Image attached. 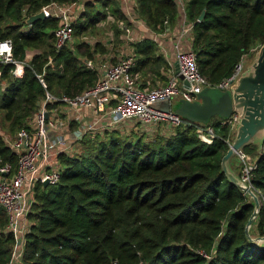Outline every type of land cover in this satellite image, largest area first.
I'll return each instance as SVG.
<instances>
[{"label":"trees","instance_id":"16d2710c","mask_svg":"<svg viewBox=\"0 0 264 264\" xmlns=\"http://www.w3.org/2000/svg\"><path fill=\"white\" fill-rule=\"evenodd\" d=\"M74 1L0 0V39L11 40L14 58L23 60L28 47L43 49L31 57L20 78L11 75V64H0V111L12 129L28 128L46 92L74 96L98 78L97 70L69 48L53 50L55 18L25 22L50 2ZM100 2L103 7L114 2L115 19L124 18L115 0ZM183 4L193 23L197 67L210 84L227 78L242 55L264 42V0ZM91 7L90 1L85 3L80 18L86 21L74 23L73 30L84 31L100 19L101 12H88ZM202 10L204 18L198 22ZM136 13L152 32L173 26L178 17L174 0H136ZM5 21L9 24L2 27ZM132 45L135 71L167 67L150 39ZM90 48L82 51L85 59H92ZM92 49L104 52L98 43ZM48 57L53 65L47 64ZM41 73L45 88L36 76ZM213 118L207 123L215 135L210 144L199 140L194 125L153 138L134 131L122 135L113 128L101 138L81 137L79 152L58 153V181L34 187L20 264H264V242L255 245L244 235L253 203L221 171L231 125ZM242 151L255 160L250 184L259 192L261 206L252 228L263 235L264 142L260 151L254 145ZM0 159L11 167L17 162L1 136ZM6 225L0 206V264H8L15 243Z\"/></svg>","mask_w":264,"mask_h":264},{"label":"built area","instance_id":"2783aa9c","mask_svg":"<svg viewBox=\"0 0 264 264\" xmlns=\"http://www.w3.org/2000/svg\"><path fill=\"white\" fill-rule=\"evenodd\" d=\"M88 1L92 0L50 2L41 7L39 12L43 13L44 18L52 17L57 20L52 37V48L55 52L67 47L75 53L73 24L77 14L83 12ZM174 2L179 17L176 20L178 26L173 34L174 41L170 49L162 40L166 31L152 32L144 20L137 15L136 0H120L124 18L115 19L118 29L129 41L132 40V24L129 22L139 20L143 28L148 31L150 35L146 38L156 44L159 54L168 62L163 85L148 88L146 83L139 81V72L134 70L136 58L134 53H131L133 51L119 53L113 57V61L95 65L92 59H86L84 64L94 67L98 73L93 85L74 96L53 95L46 92L39 101L28 128L19 129L14 139L6 143L17 156L14 167L0 159V206L7 216L5 231L13 236L15 242L8 264H20L24 235L30 224L27 215L31 209L35 185L46 181L56 183L60 172L58 153H72L71 147L65 143V138L61 134L64 124L58 115L61 109L70 120L80 123V128L84 130L83 134L99 128L100 130L119 129L122 124L135 121L141 126V130L135 127V131L139 132L137 131L139 129L140 133H145L147 137L152 135L150 131L156 132L162 124L169 125L172 130L168 133L161 130L164 136L170 135L178 126L194 125L195 133L201 142L205 144L212 142L215 135L209 125L188 121L172 109L167 113L157 111L151 105L161 100H168L173 104L174 97L175 101L179 98L192 100L205 87L228 89L244 69L250 59L249 56L253 55L259 46L252 47L248 54L242 55L227 78L217 84H210L196 64L195 53L191 48L193 23L185 17L183 0H174ZM171 53L174 55V61H169ZM29 61L26 57L23 60H16L13 56L11 40L0 39V64H11L10 73L13 77L20 78ZM47 64L53 65L50 57ZM175 66L178 73L175 71ZM178 75H181L182 79ZM36 76L45 88L43 73ZM183 80L187 81L188 86L183 84ZM85 117L89 118L87 122L84 121ZM235 119L236 115L233 114L223 123L227 122L232 126ZM81 135L82 132L78 131L75 133V138H80ZM226 142L228 144L229 139ZM235 155L240 159L238 176L251 186L250 178L255 168V160L242 150L237 151ZM255 192L259 195L258 191Z\"/></svg>","mask_w":264,"mask_h":264},{"label":"water","instance_id":"95a60500","mask_svg":"<svg viewBox=\"0 0 264 264\" xmlns=\"http://www.w3.org/2000/svg\"><path fill=\"white\" fill-rule=\"evenodd\" d=\"M202 10L197 21L204 18ZM44 19L42 12H37L26 19V23ZM86 63V59H82ZM176 64V63H175ZM175 71L178 73L175 66ZM182 79L181 75H178ZM183 84L188 86L186 80ZM39 106V101L36 103ZM152 108L160 112H169L172 109L182 118L202 124H207L213 117L228 120L233 114L236 119L231 126L228 148L221 158V171L227 181L238 188L253 203V209L245 225L246 239L259 245L264 242V234L256 235L253 224L259 213L261 201L252 186L243 182L232 166H239L240 159L235 155L249 145L256 146L260 151L264 142V42L253 54L250 62L245 66L236 80L228 89L205 87L192 100L179 98L173 104L168 100L152 103ZM46 116V114H45ZM48 184L47 181L43 183Z\"/></svg>","mask_w":264,"mask_h":264},{"label":"rangeland","instance_id":"374dc122","mask_svg":"<svg viewBox=\"0 0 264 264\" xmlns=\"http://www.w3.org/2000/svg\"><path fill=\"white\" fill-rule=\"evenodd\" d=\"M116 4H117V8L120 7V0H115ZM92 7L91 9H88V12L90 13H94L96 10L101 12L102 15L100 16V19L96 22V23H89V25H87L86 30L81 31L78 28H75L73 30V45L76 48V45L78 47V44L83 43L85 41H89L91 43V46L93 45V42L95 40H98V44L99 46L102 48L103 51H108L111 52V50L108 48V46L106 45L105 40L109 39L110 37L107 38L108 34L110 31L112 32V34H114V32L117 31L118 27L114 21V19L116 18V16L118 17V14H114V8L113 5L115 4L114 2L111 5H107L106 7H103L101 5L100 0H92L90 1ZM84 11H86V8H83ZM119 11L121 13V10L119 8ZM84 12H80V14L76 16V20L74 21V23L78 22H83L86 21L84 20V18H80V16H82ZM122 14V13H121ZM123 15V14H122ZM90 17V16H89ZM88 17V18H89ZM87 18V17H86ZM87 18V19H88ZM26 22V20H25ZM77 22V23H78ZM76 23V24H77ZM9 22L5 21L2 23V27H5L6 25H8ZM117 28V29H116ZM75 32H79L77 34H75ZM94 46V45H93ZM100 49H98L97 51H94L93 49H90V51L92 52V60H93V64H99V63H104V62H108V61H113L114 58H112L111 60H108V56H100V54H102V52L99 51ZM41 51H43V49L41 47H28L26 48L25 51V57L26 59H31V57L35 54L40 53ZM75 54L78 56V58H85V55H82V51L83 50H77V48L75 49ZM98 53V54H97ZM134 53V52H131ZM156 54H159L158 52H156ZM95 62V63H94ZM93 65V66H94ZM157 71L155 72L156 68L154 66L148 65L143 67L142 69L137 70L139 72V81L146 83L148 85V88H155L157 86L163 85L165 83V76L163 77V72H165L168 69V64L167 67L163 66V65H159V67H157ZM159 73V74H157ZM161 75V76H160ZM173 103L175 101V97L172 99ZM63 109H61V111H59L58 115L59 117L63 120L64 124L62 126L61 129V134L64 136L65 138V143L67 145H69L72 149V153H76L79 152L83 145L81 144V142L79 141L81 139V137L83 136H99L101 138L102 136V132L104 130H100L99 129H95L91 132H86L85 134H83V131L80 128V123L74 121V120H70V118H68L64 113H62ZM3 113L0 111V136L4 139L5 143H9L10 141H12L15 137V133L17 132L18 129H12L10 127V124L8 121H6L3 117H2ZM216 119V118H213ZM89 118H84V121H88ZM32 122V120H30L27 124L30 125ZM169 125L166 124H162L160 125V127H158L156 132L151 133V136H149V138H153L155 136H164L167 132V130H170L171 127H168ZM129 127H138L140 129V125L137 124V122L135 121H129L127 123H124L121 125V128L118 129V131L120 133H122V135L124 134H128L131 132V130L129 129ZM137 130L140 133V130ZM163 132H162V131ZM82 132V135L80 138H75V133L76 132ZM133 131V130H132ZM145 134V133H144ZM146 135V134H145ZM147 136V135H146ZM253 160L254 158L252 157L251 154L247 153ZM232 169L238 174L239 173V166H232ZM257 235V234H256Z\"/></svg>","mask_w":264,"mask_h":264},{"label":"crops","instance_id":"0c3cea01","mask_svg":"<svg viewBox=\"0 0 264 264\" xmlns=\"http://www.w3.org/2000/svg\"><path fill=\"white\" fill-rule=\"evenodd\" d=\"M119 8L121 10V13L123 14L121 5ZM178 17H179V15H178ZM178 17H177V20H178ZM137 21L138 22H133V23H132V21L129 22L130 24H132V33H131L132 40L131 41H129V39H127L122 32H120L118 35L112 34L111 31L109 33H107L108 34L107 38L108 37H110V38L106 39L105 42H106V45L108 46V48L111 50V52L108 53V51L106 50V51L102 52V54H100V56H104V57L108 56V60H111L115 55H117L119 53H125V52L133 51V45H132L133 43L141 40L142 38L148 37L150 35V34L148 35V31H146L143 28L142 23L139 20H137ZM115 22H116V20H115ZM177 26H178V23H176L170 27L168 26L165 29L166 34L162 37L164 45H166L169 49L172 47V44L174 41L173 34L177 30ZM97 43H98V40H95L93 42V45L95 46ZM93 45L91 46V43L89 41H85V42H83V45H81V46L78 45V47H77V45H76V48L78 51L84 50L85 46H89V47H91L90 49H92ZM76 48L74 47V49H76ZM156 52L159 53L158 50ZM250 60H251V58L248 60V62L245 64V66L250 62ZM169 61H174L173 53H171ZM167 64H168V62L166 61V65ZM245 66H244V68H245ZM163 74H165V72H163ZM129 129L131 131L133 130L134 132H136L135 131L136 128H134V127L133 128L129 127ZM171 131L172 130H167V133L171 132Z\"/></svg>","mask_w":264,"mask_h":264},{"label":"clouds","instance_id":"9594fccd","mask_svg":"<svg viewBox=\"0 0 264 264\" xmlns=\"http://www.w3.org/2000/svg\"><path fill=\"white\" fill-rule=\"evenodd\" d=\"M4 47L6 48V45Z\"/></svg>","mask_w":264,"mask_h":264}]
</instances>
